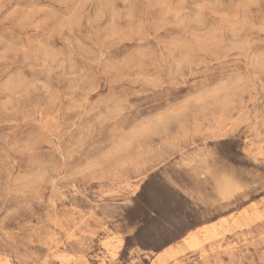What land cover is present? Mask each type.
I'll return each mask as SVG.
<instances>
[{
    "label": "snow or ice",
    "instance_id": "1",
    "mask_svg": "<svg viewBox=\"0 0 264 264\" xmlns=\"http://www.w3.org/2000/svg\"><path fill=\"white\" fill-rule=\"evenodd\" d=\"M155 6L167 9L155 25L146 26L136 8L130 12L132 39L153 29L162 31L161 25L183 29V11L198 10L195 19L203 24L201 31L191 39L172 36L158 46L183 69L205 66L203 74L214 87L201 95L210 97L228 88L237 102L229 122L204 137L200 158L209 168L204 176L214 189L215 204L198 194L205 182L199 171L193 174L190 166L179 165L166 177L160 175L163 167L154 173L145 167L135 184L129 181L131 186L124 184L118 192L99 194V199L117 197L120 207L101 214L93 206L88 184L95 165L70 167L57 140L69 114L84 104L80 93L85 86H94L100 70L120 53L113 48L97 55L94 45L80 44L76 0H37L32 14L17 27L19 36L0 39V94L15 104L17 119L7 108L2 112L17 126L16 158L30 163L47 151L49 164L55 162L54 169L61 172L60 182H53L60 192L52 200H41L35 190L14 189L10 179L0 184V264H264V215L242 223L235 242L227 247H217L224 243L219 236L201 238L207 231V219L202 218L215 213L216 204L246 197L249 189H264V0L217 3L216 8L243 10V22L238 14L230 28L207 27V3L161 0ZM57 37L60 48L53 43ZM257 42L258 48L252 47ZM219 47L246 50V58L229 57L232 62L225 63L202 55ZM159 87L181 88V73ZM186 111L183 104L170 105L163 115L172 118Z\"/></svg>",
    "mask_w": 264,
    "mask_h": 264
},
{
    "label": "rangeland",
    "instance_id": "2",
    "mask_svg": "<svg viewBox=\"0 0 264 264\" xmlns=\"http://www.w3.org/2000/svg\"><path fill=\"white\" fill-rule=\"evenodd\" d=\"M76 2L80 5L75 13L80 17L76 28L80 44L87 47V41L94 45L92 50L97 55L113 48L120 53L100 70L102 74L95 77L94 86H85L80 93L84 104L79 111L69 114L57 140V144L65 149L64 157L70 167L95 165L88 184L93 206L101 214L106 208L120 207L117 197L99 199V194L105 190L118 192L129 181L135 184L136 175L145 167L152 173L163 167L160 175L166 177L169 172L179 170V165H188L193 174L199 171L200 178L205 180L204 174L209 168L200 158L205 147L204 137L214 134V130H219L233 117V109L237 106L234 93L225 88L210 97L201 95L214 87L203 74L205 66L193 64L183 69L178 60L171 59L158 46L159 42L172 36L191 39L201 31L203 24L195 19V11L198 10H182L187 18L183 29L161 25L162 31L153 29L143 37L132 39L133 32L127 21L130 12L136 8L137 16L143 17L146 26L155 25L167 12V9L155 6L161 0ZM188 2L207 3L203 16L210 29L214 26L232 27L236 23L233 18L238 14L240 22H243L242 9L215 7L217 3L233 5L239 0ZM34 4L37 0H0V39L19 36L17 27L25 16L32 14L30 9ZM28 31L34 32V29ZM53 43L57 48L61 47L59 37ZM239 47L244 49L243 44ZM252 47L258 48V42ZM202 55H206L209 61L217 59L231 63L232 60L246 58V50L231 52L228 47H219ZM178 72L181 73L182 87L162 91L159 84L166 78H174ZM176 104H183L187 111L172 118L163 115L170 105ZM5 108L13 119H17L15 104L8 96L0 94V184L10 179L14 189L35 190L39 199L52 200L53 195L60 192L53 182H60L61 172L54 169L55 162L49 164L47 151L38 153L30 163H21L16 158L13 145L19 143L18 130L16 125L5 120L2 112ZM19 119L23 120V116ZM43 147L47 148V145ZM254 147L257 152L260 150L258 142ZM64 162L61 161L62 164ZM202 187L203 191L198 194L215 204L212 184L205 180ZM262 192L264 189L258 187L249 189L246 197L216 204L217 211L202 218L207 219V231L201 238L221 237L224 243L217 247L234 243L242 223L264 215ZM2 207L4 205L0 202ZM244 234L246 229L241 237ZM35 243L38 245L39 241Z\"/></svg>",
    "mask_w": 264,
    "mask_h": 264
}]
</instances>
